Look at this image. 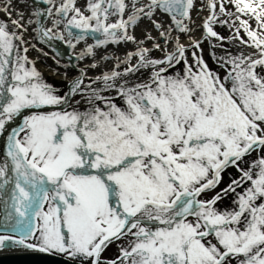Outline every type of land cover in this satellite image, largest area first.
Masks as SVG:
<instances>
[{"label": "snow or ice", "instance_id": "obj_1", "mask_svg": "<svg viewBox=\"0 0 264 264\" xmlns=\"http://www.w3.org/2000/svg\"><path fill=\"white\" fill-rule=\"evenodd\" d=\"M45 2L55 4V0ZM227 2L248 17H236L240 21L237 33L242 28L249 38L242 43L257 52L231 60L232 69L224 81L195 53L199 70L194 72L177 37L175 51L162 60L146 59L148 49L129 56H138L140 67H171L184 60L187 70L183 77H165L161 73L167 68L161 67L150 84L120 91L126 108L93 90L89 102L105 99L107 110L95 107L84 113L39 111L68 103L83 81L75 80L69 93L61 97L40 80L35 67H26V55L15 54L10 72L15 83L8 81L6 66L13 63L9 57L17 48L14 40L24 41L0 21V133L23 110H36L8 136L7 156L13 175H9L7 162L0 165V193H10L3 201V227L19 233L18 237L0 235V249L17 246L64 254L69 258L67 264H104L101 256L108 245L131 235L130 250L120 248L119 264H230L240 256L239 264H264V158L253 165L256 172L244 170L239 163L252 151L264 149V75L257 71H264V0ZM75 3L65 0L55 13L49 8L48 14L66 17L73 13L67 21L71 27L103 30L110 40L100 44L135 39L127 34V27L137 22L135 12H143V8L127 20L106 24L109 15H123L124 0H89V16ZM216 6V0H210L213 14L204 28L209 36L219 38L211 26ZM147 7L149 17L155 8L175 13L172 19L178 31H190L176 17L190 18L193 0H151ZM110 8L114 9L111 13ZM0 11L11 18L12 0H5ZM224 11L221 3L220 12ZM21 19L22 15L11 19V24L23 28ZM250 20L256 21L255 29ZM61 22L53 21L54 26ZM39 31L52 38L51 29ZM194 46L198 48L199 43ZM87 51L91 53L92 48ZM119 75L115 71L105 74V86ZM228 81L231 87L226 86ZM231 166L241 173L240 179L211 199H198L214 190L221 173ZM246 182L250 186L236 193L235 209L221 213L214 208L218 200ZM145 219L163 227H146L142 224Z\"/></svg>", "mask_w": 264, "mask_h": 264}, {"label": "bare ground", "instance_id": "obj_2", "mask_svg": "<svg viewBox=\"0 0 264 264\" xmlns=\"http://www.w3.org/2000/svg\"><path fill=\"white\" fill-rule=\"evenodd\" d=\"M64 1L65 0H55L54 5L46 3L45 0H43V3L45 4V6H47V9L51 8L52 12L55 13L56 8L60 6L61 2ZM4 2L5 0H0V5H3ZM124 2L126 4V8L123 15L121 16L119 13L111 14L109 15L108 20L105 21V23H118L121 21V19L124 20L126 16L128 17L130 12H132L133 14L136 9L143 8L144 11L142 13L144 14V18L141 19V22L137 23V25L133 27L129 24L127 27V34L133 36L135 38L134 40L129 41L120 39L117 43L109 42L106 44H101L103 46L98 48L99 50L95 48L94 51L88 53L87 48L88 46H91L90 41L89 43L86 42L85 44H82V46H79L76 42L74 43L71 40L69 43L68 40H64V38L61 39V41H66L65 46H63V44L61 45L65 53L69 50L72 54H76L79 51L80 55L83 54L81 57L82 63L75 65V67H79L84 76H91L92 78L90 79L91 82L88 86L85 87L84 85H82L79 93L68 98L69 104H71L73 100L79 101L81 99L80 92H84L85 90L93 91L105 89L106 91H110L111 93H119L122 89L134 88L137 85L142 84H150L154 72L159 71L161 67H166L167 65H149L148 67H140V58L136 55L129 56V53L131 52L132 54H134V49H148L149 51L146 53V59L162 60L164 59L166 53L175 51L177 37L179 38V42L183 44L184 47L193 45V43L197 40L205 39L206 41H208V44L210 46V56H212V59L217 63L225 62L229 65L231 64L230 61L236 57H240L241 55L248 56L257 52L254 47H249L247 43H242V39L238 38L237 36L235 37L231 35L230 37L226 38L225 42L228 45L227 47H224V45L219 44L220 42L215 37H211L208 35L207 30L204 28V24L208 20L207 18L213 13V11L209 8L210 0H193V7L189 11L190 18L183 19V24L187 25L188 29H190V31L187 32H180L178 31V29L175 30L174 28H172L173 26L170 25V23L165 20L157 10L153 11L151 17L147 16L145 13L149 11L147 6L150 4L151 0H124ZM217 2L218 1H216V3ZM88 3L89 0H76L75 7L80 8L85 16H89L91 13L87 10ZM133 5L135 7H133ZM104 6L106 7L107 5ZM113 11L114 9H109L110 13ZM34 12L35 10L31 4V0H12L11 18H9V16L5 12L0 11V21H4L8 25L9 32H16L17 35L22 36L24 43L21 44L20 53L22 54V56L26 55L28 57V60L31 62L30 68L35 67L36 70L43 76L51 75V77L53 76L56 80L60 77L61 81L65 82L70 88V85L74 82L72 78H74L75 76L73 75V73H75V70H73L72 73L60 74L59 71H61V69L58 67L57 63L53 62V58H50L48 61L42 62L39 59H36L37 56L39 57L43 54L42 50L40 51L38 49H35L37 45H34L31 40L33 38V36L31 35L32 33L28 34V30L31 29L29 27L33 26V21L29 18L34 17ZM138 13L140 12H135V14ZM21 15V23L24 25V27L16 28L11 24V19H20ZM72 15L73 13H69L66 16L65 22H67ZM56 16L57 15H51L52 18H56ZM30 20L32 21V23H29ZM153 22H157L160 25V28L154 30L152 27ZM91 23L92 26L95 27V21H92ZM44 27L47 30L51 29V32L54 31L53 33H55L57 37L62 36L57 30V27L55 28L54 23L51 22L48 24H44ZM120 31L122 32L123 30ZM161 32H165L166 35L161 36ZM95 33H97L99 37V42L110 40V37H107L103 33V30ZM119 34L120 32H118V35ZM59 40L60 39L55 41ZM157 44L160 45L159 48L155 47V45ZM25 48L28 49L27 52H24ZM81 48H84L85 50H78ZM151 53H155V56L153 57L152 55H150ZM103 57H108L110 59H104ZM150 57H153L154 59H151ZM253 58L255 59L257 57L254 56ZM40 59L42 60L44 58L42 57ZM93 65H95V67H93ZM113 71L120 73V75L117 76L114 80H109L107 84L110 86L106 87L103 76L105 74L110 75ZM47 108L48 107L41 110L43 111ZM13 124L14 120L12 119L6 124L4 132L0 133V145H2V140H6L10 129L14 126ZM1 147L2 146H0V165H3L5 161L2 156ZM9 175H13L11 173V170L9 171ZM1 182L2 180H0V183ZM8 187V185L5 186V188ZM8 196H10V193L8 194ZM8 196L4 195L3 200L8 199ZM10 202L11 201L9 200V203ZM146 223H148L149 225H154V228L163 227V225H159L158 222L146 220ZM9 251L11 250L3 249L0 252L9 253Z\"/></svg>", "mask_w": 264, "mask_h": 264}, {"label": "rangeland", "instance_id": "obj_3", "mask_svg": "<svg viewBox=\"0 0 264 264\" xmlns=\"http://www.w3.org/2000/svg\"><path fill=\"white\" fill-rule=\"evenodd\" d=\"M218 1L216 3V9H215V15H216V20L211 23V26L213 30L218 34V37H215L220 43V45H224V47H227V43L225 42L226 38L230 37L231 35L237 36L238 38L242 39L243 41H248L249 38L245 34L244 30L240 28L239 33H237V28L239 27L240 21L236 19L237 16H240L241 19H248L247 16H243L242 14L236 12V8L234 5L231 3H228L227 0H216ZM224 4V13L220 12V4ZM227 13H235V15L229 16ZM213 14V13H212ZM211 14V15H212ZM209 18V17H208ZM207 18V19H208ZM249 23L251 24L252 28H256V21L255 20H250ZM199 43V47H195V43ZM196 42L193 43V45H189L188 47H185V52L184 56L187 60V65L192 67V70L198 71L199 68L196 64V60L193 57V53L196 54V57H201L204 61V64L207 65V69L214 73L216 76H219L221 81H224V77L228 75L229 71L232 69L231 64H226L225 62L222 63H217L212 59V56H210V51H209V45L208 41L205 39L202 40H197ZM250 43V41H249ZM16 49V48H15ZM14 49V51H15ZM152 55L155 56V53H151ZM150 54V55H151ZM13 57V63L10 64V72L14 70V61H15V54L12 55ZM28 65H26L27 67ZM167 71L161 73V75L168 77H176L178 74L179 76L183 77L186 73L187 66L185 65L184 60H180L179 63L173 62V66L168 67L166 66ZM257 71L260 72L262 75H264V71H262L260 68H257ZM9 71H6L7 79L9 80L11 75ZM234 74V73H233ZM10 76V77H9ZM40 80L47 84L52 86L54 89L55 87H60L59 90L56 91V94L64 97L65 91H64V86L62 83L56 82V81H48L47 78H42L40 76ZM50 80V79H49ZM10 83H15L14 81H10ZM59 83V84H58ZM85 83H89V81L85 80ZM154 86V85H153ZM226 86L231 87V82L228 81L226 82ZM120 93V92H119ZM119 93H103L101 97H109L107 100H110L112 103L116 104L118 107L121 108H126L127 105L124 102V97L120 95ZM81 99L79 101L73 100L71 104H69V107L67 108L66 111L71 112V111H77V112H87L92 110L95 107H99L102 110H107L106 104H105V99H100V100H93L91 103L89 102V97H86V95H80ZM91 97V96H90ZM24 133H20V137H23ZM18 137V138H20ZM264 158V149H259L256 151H252L251 154L245 155L242 158V161H240V167H242L244 170H248L249 168H252L253 172L258 171V168L253 167L254 164L258 163V161ZM241 173L237 171V168L235 166H231L226 168L222 173H221V180L220 183L217 185V187L211 192H206L204 194H201V196L198 199L201 200H208L211 199L212 196H214L216 193L221 192L222 189L227 188L229 184L232 183L233 180H238L240 179ZM250 186V182H246L243 184L242 187H237L235 193H228L224 198L221 200H218L217 203L214 205V208L223 213L225 211H231L235 209L237 206L233 203V201L237 198L236 193H242L245 189H247ZM259 202V201H258ZM188 219H194V217H188ZM134 231V230H133ZM208 239L212 240V243L215 244L217 241L214 239V237H209ZM131 241V238L129 236L120 239L116 244H111L109 245L105 251L102 253L101 259H104V264H108V261L114 260V258L120 257V248H129V243ZM3 249H10V250H15V251H27L26 249L22 247H17V246H8ZM0 249V250H3ZM130 250V248H129ZM55 253V252H53ZM60 254V253H56ZM64 255V254H60ZM67 257L66 255H64ZM243 259L242 256L231 259L230 264H239V261ZM117 264H119V261H117ZM126 264H130V261L126 262Z\"/></svg>", "mask_w": 264, "mask_h": 264}, {"label": "flooded vegetation", "instance_id": "obj_4", "mask_svg": "<svg viewBox=\"0 0 264 264\" xmlns=\"http://www.w3.org/2000/svg\"><path fill=\"white\" fill-rule=\"evenodd\" d=\"M61 3H63V2H61ZM31 4L34 7V10H35L34 13H39V15H34L33 18H29V19H31L33 21V26L32 27H29L31 29L28 30V34H31L32 33L31 35L33 36V38L31 40H32V42H33L34 45H37L36 47H40V48L41 47H44V48H47V47L48 48L60 47L61 48V45L62 44H63V46H65L66 41H61V39L59 41H55V40H58L59 38H57L56 34L53 33L54 31L50 33V35L52 36L51 39H49L48 37H44L43 36V32L42 31H39L40 29L47 30L44 27V24H48V23H51V22L53 23L54 20H61L62 21L58 25L59 26V29H58V26H55V28L57 27V30L60 32V35L63 36L64 40H68V41L71 40L74 43L76 42L77 45H79V46L80 45L82 46V44H85L86 42L89 43V41H90V45L91 46H88L87 49H89L91 47L92 48V51H94L95 48L98 49L101 46H103L99 42V37H98L97 33H95L94 31H91V30H88V32H90V34L93 35V36H84V38L79 39V37H77V35H75V33L78 30H83V29H77V28H74V27H71L70 25H68L67 22H65L66 17H60V16L57 15L56 18H52L51 15H49L47 13L48 12L47 11L48 9H47V6H45V4L43 3V0H31ZM62 18H63V20H62ZM141 19H142V17H141ZM141 19L139 20V22H141ZM68 29H70V31L73 33V35H68V31H67ZM14 44L17 45V48L15 49V51L13 52V54H16L18 52L19 55L22 56V54L20 53V48H21V46H20V44H21L20 40H14ZM84 48H81V49H78V50H85ZM62 52H63V54H61L60 57H61V59L62 58L64 59L63 60L64 62H62V65L58 64V67L61 69V71H59V73L60 74H63V73H67L68 74V73H72V71L75 70V73H73V75H75L74 76L75 80H77L79 78V79H81L83 81L82 85H84L85 87L88 86L90 84V82L88 84L85 83V80L83 79L84 78V74L82 73L81 69L79 67H75V65H77L79 63H82V59H81L82 54L80 55V53H79L80 51L77 52L76 54H72V53H70L69 50L66 51V53H65V51H63V49H62ZM42 57L44 59H42V60L40 59L41 62L42 61H48L50 58L52 59V56L49 53H45L44 55H42ZM103 58L106 59V57H103ZM150 58H152V57H150ZM9 59L11 61H13V57L12 56H10ZM53 62H55V61H53ZM10 64L6 66V71H9L10 72V69H9L10 68L9 67ZM27 65H28L27 67L30 68V66H31L30 65V62ZM52 65H53V63H52ZM40 76L43 78L45 75L43 76L41 74ZM44 78H47L48 81H56V82L62 83L63 86H64L65 94H67L69 92V89H70L69 86L65 82L61 81L60 77H59V79L56 80L53 76L51 77V75L50 76H47L46 75V77H44ZM8 81L9 82L12 81L11 80V77H10V79ZM60 87L61 86H59V88L58 87H55L54 89L57 91V90L60 89ZM92 92H93L92 90H90V91H86L85 90L84 92L83 91L80 92V95H86V97H90V96H92ZM109 92L110 91H106L105 89L104 90H99V95L102 96L103 93H109ZM105 98L108 99L109 97L108 98L105 97ZM93 100L96 101V100H100V99H95L94 98ZM68 107H69V104H67V106L62 107V109L59 108L57 110H51V111H48V112H53V111H60V112H62V111H66ZM87 112H88V110H87ZM80 113H84V111H82ZM113 204H114V206H118V205H116L115 201H113ZM46 207H47V205H45V208ZM144 221H146V219ZM142 224L144 226H146V227L152 228L153 230L155 229L152 226L145 225L143 222H142ZM129 238H131V240L134 239L131 235H129ZM118 241H120V240H117L115 243H112V244H116ZM102 260L104 261V259H102ZM112 261H117V258H114V260H112ZM108 262H110V261H108Z\"/></svg>", "mask_w": 264, "mask_h": 264}, {"label": "water", "instance_id": "obj_5", "mask_svg": "<svg viewBox=\"0 0 264 264\" xmlns=\"http://www.w3.org/2000/svg\"><path fill=\"white\" fill-rule=\"evenodd\" d=\"M164 12V11H163ZM167 16L171 17L175 15V13H167ZM178 16V15H177ZM180 18V16H178ZM176 25V24H175ZM28 109L23 110L22 114L16 118L15 126L12 128L9 132V135L12 134L13 129H19L24 121V117L27 115ZM6 146H8V137L6 138ZM7 155V154H6ZM7 163L9 164V170H11V158L6 156ZM4 195L0 193V201L1 205L4 207L0 206V231L3 230L4 232L8 233H13L11 232L10 229H7L3 227L4 225V210H5V205L3 203ZM19 236V233H14ZM8 247V246H7ZM69 259L61 256H57L55 254H50V253H40L36 251H23V252H9V253H0V264H67Z\"/></svg>", "mask_w": 264, "mask_h": 264}]
</instances>
